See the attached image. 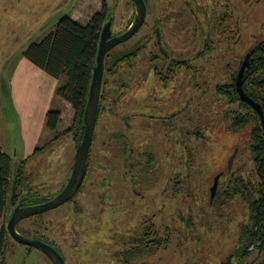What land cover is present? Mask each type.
<instances>
[{
    "label": "rangeland",
    "instance_id": "obj_1",
    "mask_svg": "<svg viewBox=\"0 0 264 264\" xmlns=\"http://www.w3.org/2000/svg\"><path fill=\"white\" fill-rule=\"evenodd\" d=\"M77 1L62 0L61 11L57 14V17H53L55 19L51 17L52 20L47 23L57 25L61 18L73 10L78 3ZM156 2L157 0H149L147 24H145L138 35L132 40L117 46L114 50L122 52L134 46L147 44L146 51L135 60L134 65L136 67H141L140 65L143 63L151 61V54H155L152 16L153 13L157 12ZM217 2L218 14L229 10V13L237 19V28L232 25L227 32L218 30V43H213L214 49L209 50L205 56L197 58L195 56L199 54L200 46L205 48L202 53L211 47L208 45L209 41L204 46L205 43L203 45L201 37L191 32L189 34V47L183 52L176 54V56L186 60L195 58L191 60L192 65L200 67L201 74L205 77H207V73L203 68L204 62H213L218 66V84L224 85L231 83L230 76L237 69L245 53L252 50L256 44L264 42V0H217ZM108 3L111 8H114V34L128 29L129 24L134 21L135 6L132 3H128V0H108ZM1 9L2 6L0 4V11ZM2 10L5 11V9ZM3 17L5 18L4 15ZM23 19L21 18L20 21L16 19L13 22L14 31H11L9 35L3 34L6 33L5 27H3L6 22L0 21L1 60L3 57L11 58L13 56L14 60L17 61L22 52L31 43L37 41L39 32H35V30L33 33L28 31L30 22L33 24L32 18L29 21H23ZM232 32L236 33L237 36L229 38L228 36ZM239 39L240 42L237 44ZM213 40L215 41V38ZM2 71H0V147L13 159L12 181L14 182L17 164L27 157H24L25 145L22 140L24 138L21 131L22 120L16 108L10 83V72L12 70L3 69ZM141 76L142 74L130 81L134 82L131 86V91L135 98H137L136 81ZM155 87L154 82H150L145 87L146 89L144 88L143 90L145 95H149L150 90L152 88L155 89ZM213 91L209 85L205 87L207 98L211 96ZM48 93L47 89H44V92L41 93L43 102L49 103L50 95ZM166 94L167 92L164 95ZM160 96L162 97L161 94ZM109 101L112 108L108 112L105 110L101 116V128L98 125L94 148H102L101 143L97 141L106 142L108 137L118 133L121 127V100H115V97H111ZM27 104L29 103L27 102ZM193 104L194 101H192ZM30 105L31 108H34V120L37 124H42L44 109L38 110V107L35 108L36 104L34 105L32 102ZM62 106L61 100L55 97L50 111H58ZM108 108L110 107L108 106ZM229 110L230 106L228 103L221 95H218V128H201L202 140L197 141L192 138V143H195L197 147L200 146L199 153L193 151L192 162L194 163L191 167V172L195 170L198 175L191 178L185 185L182 183L180 188L175 184L173 211L172 209L169 210L168 218L160 217L159 219L173 230L172 244L160 257L159 264H264V250H254L251 255L240 256L243 250L240 248V243L237 239L238 229L249 217L247 203L222 194L224 182L227 176L229 178V175H226L228 161L235 148H239V152L233 164V171L236 170V173L237 170L242 169L241 172L236 174H241L245 178L256 173L249 152L251 127L239 133L230 132L232 123L226 116ZM64 111L65 115L62 124L56 132L52 133L48 129L46 122V133H52L49 136L51 141L58 137L59 139L45 151L32 157L27 167V176L30 182L28 192L35 193L36 198L50 199L56 197L68 183L72 174L77 149L73 131L74 113L70 108ZM107 125L110 128L109 132L104 130ZM204 125L202 124V126ZM51 141L48 139L41 148ZM110 143H113V141ZM96 155L98 154L95 152L93 157H97ZM98 159V162L93 165L95 166L94 169L97 170L99 178L103 180L104 176L108 175L110 178H114L116 183L114 190L117 193V197L121 193L122 182L120 183V172L115 168L117 165L114 163L115 159L114 157L110 158V160H113L111 161L112 163L110 161L104 163ZM104 165H110V171ZM95 170L92 169L91 171L89 182L85 186L86 190L93 189L92 182L96 177ZM223 173L225 175L221 178V185L218 189V193L221 192V194H219L214 204H209L210 200H212L210 199L212 180L215 175L220 174L222 176ZM94 188L97 187L95 186ZM12 197V189H10L7 195V218L14 213ZM79 197L81 202L78 206L70 202L39 216L30 217L19 223L18 231L27 238L38 240L44 239L46 235V239L49 236L57 241L60 238L62 241L65 234L71 231L74 232V237L91 236L85 230L80 231V228H76V226L79 224L80 227L81 222H85L88 225L92 224L94 219H91V212L88 206L83 203V200H87L92 205L95 204L96 199H92L88 195L87 197ZM162 206L163 203L160 199L159 209ZM94 207L97 208V204ZM164 212L166 213L167 210L165 209ZM155 213L153 212L152 215ZM188 217L190 221L186 222L185 218ZM161 221H159V235L163 236L166 228ZM7 240L6 264H48L49 261L41 250L21 244L10 234H8Z\"/></svg>",
    "mask_w": 264,
    "mask_h": 264
},
{
    "label": "flooded vegetation",
    "instance_id": "obj_2",
    "mask_svg": "<svg viewBox=\"0 0 264 264\" xmlns=\"http://www.w3.org/2000/svg\"><path fill=\"white\" fill-rule=\"evenodd\" d=\"M128 3L134 5L133 0H128ZM147 5L149 10V0ZM156 5L157 12L152 16L155 54H151V61L143 63L141 67L134 65L135 60L147 49V44H143L122 51L127 56L128 53L141 50L136 58L123 61L115 75L111 76L106 68L103 85L105 97L97 127L99 125L101 128V116L104 111H111L112 105L109 101L111 97L121 100V127L115 135L110 133L111 136L106 142L97 141L101 143L102 148H94L97 139L95 132L84 182L75 197L68 202L78 206L81 202L79 196L88 195L96 199L95 204L92 205L87 200H83L91 212V219H94L92 224L81 222L80 227L79 224L76 226L80 231L85 230L91 236L74 237V232L71 231L65 234L62 241L60 238L57 241L48 235L47 239L46 235L44 239H39L60 253L66 264H159L160 257L167 251L165 249L159 252V237L164 239L169 234L172 237L173 231L169 225H165L159 219L168 218L169 210L173 211L175 184L180 188L182 183L185 185L198 175L195 170L191 172V167L194 163L193 151L199 153L200 146L197 147L192 143V138L197 141L202 140L201 128H218V89L224 86L218 84V66L213 62H204L203 68L207 73L205 77L201 74V68L192 65L191 60L176 56L189 47L191 32L201 37L204 46L209 41L208 45L211 47L199 57L205 56L209 50L214 49L213 43H218L217 0H157ZM114 36L118 35L114 34ZM200 47L202 50L203 46ZM254 47L241 58L242 62L236 73V88L237 77L250 53L252 65ZM114 50L115 48L112 51ZM170 58L173 60L168 66ZM141 74L142 76L136 81L137 98H135L131 91L134 82L130 81ZM150 82H154L156 87L150 90L149 95H145L143 90ZM207 85L214 90L209 98L205 92ZM166 92L167 94L164 95ZM192 101H194L193 105ZM109 129L108 125L104 128L107 132ZM111 141L113 143H110ZM77 150L78 145L76 155ZM95 152L98 154L97 157H93ZM112 157L117 164L115 168L120 172V183L122 182V190L117 195L118 198L114 190L116 185L114 178H110L109 175L104 176V180L99 178L93 166L98 162V158L105 163L113 161L110 160ZM228 166L226 175L236 171H233V166L231 170ZM104 167L109 171L111 169L110 165ZM92 169L96 171V177L94 181L92 180L93 189L86 190L85 186L89 182ZM224 175L225 173L222 176L220 174L214 176L210 185L212 200L209 204L215 203L221 178ZM218 177H220L219 187L213 197L212 189ZM94 185L97 188H94ZM54 198H41L40 200H43L36 203L33 202L32 192L26 191L24 196L18 198L13 205V211L15 212L18 206L21 208L36 206ZM160 199L163 203L161 209H159ZM96 204L97 208L94 207ZM164 208L167 210L166 213ZM153 212L156 213L152 215ZM188 219L190 220L189 217ZM159 221L166 228L163 236L159 235ZM45 256L49 261L48 264H54L46 254Z\"/></svg>",
    "mask_w": 264,
    "mask_h": 264
},
{
    "label": "trees",
    "instance_id": "obj_3",
    "mask_svg": "<svg viewBox=\"0 0 264 264\" xmlns=\"http://www.w3.org/2000/svg\"><path fill=\"white\" fill-rule=\"evenodd\" d=\"M113 10L105 3L101 12L96 13L88 25L83 26L68 16L61 18L54 31L43 40L31 43L23 52L22 57L30 61L39 69L62 81L64 84L58 89L56 97L61 100L63 107L58 111H50L47 114V127L56 132L62 124L65 115L64 110L69 108L74 113L75 140L80 143V136L84 133V116L87 108L94 69L97 65V56L101 33L104 25L113 17ZM222 13V14H221ZM218 14V30L227 32L230 26L237 28V19L229 13V10ZM131 25V24H129ZM130 27V26H129ZM121 31L115 35L124 33ZM237 34L230 33L229 38ZM240 40L237 42V44ZM236 44V45H237ZM138 48V47H137ZM253 61L245 72L243 88L245 93L264 110V42L254 47ZM137 50V49H136ZM141 50L128 53L112 51L106 60L107 72L115 75L123 61H131L136 58ZM239 66L231 74V83L224 84L218 89L219 95L230 106L227 118L230 120V132L239 133L250 129L249 152L255 166L256 173L245 178L241 174L242 169L229 174L224 182L222 194L229 198H236L247 203L249 217L239 227L238 240L243 250L240 256L251 255L254 250H264V129L258 113L247 103L243 102L236 88V73ZM109 68V69H108ZM104 91L101 98L99 115L104 101ZM55 140L47 143L43 148H38L30 157L17 164L14 182L12 181L13 159L0 147V264H6V251L8 248L7 195L12 189V202L23 197L29 190L30 182L27 176V167L32 157L45 151ZM27 194V193H26ZM220 193H218L219 196ZM29 195V194H28ZM33 202L38 203L41 198H36L32 193ZM186 222L190 221L185 218ZM172 244L171 234L159 237V252L168 249Z\"/></svg>",
    "mask_w": 264,
    "mask_h": 264
},
{
    "label": "crops",
    "instance_id": "obj_4",
    "mask_svg": "<svg viewBox=\"0 0 264 264\" xmlns=\"http://www.w3.org/2000/svg\"><path fill=\"white\" fill-rule=\"evenodd\" d=\"M77 2V5L66 16L83 26L88 25L92 17L103 10L105 3H107L108 8L114 9L109 6L108 0H78ZM0 4L2 9H5V11L2 9L0 11V21L6 22L4 26L1 25L5 27L6 33L3 34L9 35L11 31H14L13 22L16 19L20 21L21 18H24L23 21H29L32 18L33 24L30 22L28 31H32V33L34 30L39 32L36 41L39 42L54 31L56 25H53V23L48 24L47 22L52 20L51 17H57L63 3L62 0H0ZM4 58L2 60L0 58V71L3 69L12 70L10 72V83L16 108L22 120L21 131L24 137L22 140L25 145L24 157L28 158L38 148H41L48 139L51 141L49 136L53 132L51 131V134L46 133L47 114L52 109V102L58 89L63 85L62 81L51 77L23 58L22 55L17 61L14 60L13 56ZM44 89H47V92L49 91V103L43 102L41 97ZM31 102L34 105L36 104L35 108L38 107V110L44 109L42 124H37L34 120V108H31Z\"/></svg>",
    "mask_w": 264,
    "mask_h": 264
},
{
    "label": "water",
    "instance_id": "obj_5",
    "mask_svg": "<svg viewBox=\"0 0 264 264\" xmlns=\"http://www.w3.org/2000/svg\"><path fill=\"white\" fill-rule=\"evenodd\" d=\"M133 2L135 6L134 21L131 23L130 27L124 33L118 36H114V32H113L114 16L108 22H106V24L103 27L100 43H99L97 65L94 69L89 100L84 116V127H83L84 133L80 136V143L78 145L74 169L67 186L58 196H56L53 200L47 203L36 206L24 207V208L18 206L14 214L12 215L10 221L7 224L8 233L16 241L20 242L25 246H33L38 250H41L52 260L54 264H66V263L62 255L58 253L54 248L45 244L42 241L25 237L23 234H21L18 231L17 227L19 223L24 219L46 213L48 211L57 209L62 205L68 203L75 197V195L82 187V184L86 176L90 152L93 145V140L95 137L96 127L98 123V115H99V109H100V103H101L103 85H104L105 73H106L107 56L114 48H116L117 46L123 43L130 41L136 34H138V32L144 26L148 16L147 0H133ZM204 49L205 48L203 47L202 50L199 52V54L195 56V58L199 57L204 51ZM250 59H251V53L247 55L239 72V75L237 77V89L242 101L252 106L258 112V114L261 117L263 129H264V111L262 106L259 103L255 102L252 98H250L245 93L243 88L245 71L247 67H250L251 65ZM172 60L173 59L170 58L168 66L171 64ZM238 152H239V148H236L234 154L231 156L229 160L228 168L230 170L232 169V166L238 155ZM219 180L220 177L216 179L215 184L213 186L212 189L213 197H215V194L219 187Z\"/></svg>",
    "mask_w": 264,
    "mask_h": 264
}]
</instances>
